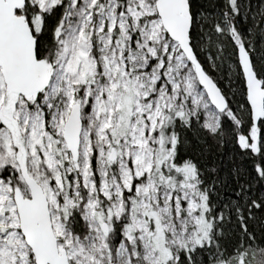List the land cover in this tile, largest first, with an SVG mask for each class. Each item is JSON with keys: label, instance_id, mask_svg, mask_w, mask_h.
<instances>
[{"label": "snow or ice", "instance_id": "6c2138e0", "mask_svg": "<svg viewBox=\"0 0 264 264\" xmlns=\"http://www.w3.org/2000/svg\"><path fill=\"white\" fill-rule=\"evenodd\" d=\"M0 264H264V0H0Z\"/></svg>", "mask_w": 264, "mask_h": 264}]
</instances>
